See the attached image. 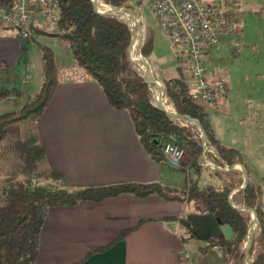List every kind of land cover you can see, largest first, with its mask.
<instances>
[{
    "label": "crops",
    "instance_id": "obj_1",
    "mask_svg": "<svg viewBox=\"0 0 264 264\" xmlns=\"http://www.w3.org/2000/svg\"><path fill=\"white\" fill-rule=\"evenodd\" d=\"M129 10L137 12L136 17L128 16L138 23L142 40L155 32L162 35L150 11L146 15L142 8ZM238 11L234 35L205 59L208 82L222 84L226 93L224 100L206 106L207 119L214 118V124L209 123L215 141L239 154L233 160L247 170L248 182L258 194L256 203L264 212V24H251L247 21L251 13ZM27 42L15 31L0 27V70L21 71ZM168 60L175 62L174 76L163 73V64L145 59L162 87L164 80L176 76L178 61ZM28 126L31 135L23 132ZM213 174L225 183L231 175L237 186L231 191L234 195L246 187L245 175L239 171ZM166 177L164 168L142 148L128 114L112 110L100 88L75 64L58 71L57 87L43 113L11 126L0 143V206L9 193H33L28 192L31 185L35 192H56L124 183L163 184ZM241 207L239 203L237 208ZM185 215L184 204L165 202L157 195L139 199L122 194L100 203L51 209L34 264H185L190 258L186 245L194 240L187 239L177 222L168 221ZM126 231L131 232L112 243ZM108 245L85 259L90 249ZM203 251L208 249L204 246Z\"/></svg>",
    "mask_w": 264,
    "mask_h": 264
},
{
    "label": "trees",
    "instance_id": "obj_2",
    "mask_svg": "<svg viewBox=\"0 0 264 264\" xmlns=\"http://www.w3.org/2000/svg\"><path fill=\"white\" fill-rule=\"evenodd\" d=\"M12 1L0 0V11H8ZM56 1L59 5L56 33L36 30L37 36L54 38L68 44L76 65L84 70L100 88L110 108L128 114L142 148L154 163L170 170L159 148L162 143L171 141L186 148L185 159H187L188 172L196 178L199 177L202 171L198 162L201 149L194 139V134L190 129L179 127L152 105L147 85L129 64L127 50L130 45V33L128 27L119 18H105L97 15L88 0ZM100 1L104 5L117 8L128 4L142 8L144 3V0ZM152 47V35L148 34L140 48V54L144 59L149 58ZM42 54L44 77L42 88L39 94L25 104L19 112L0 116V143L11 126L25 122L29 118L39 117L53 98L57 87L56 67L47 50L43 49ZM176 59L178 61L176 76L163 81L164 96L167 102L179 116L196 119L201 123L206 140L214 145L223 161L229 162L239 158L236 151L226 149L215 141L207 119V105L191 101L188 67L179 57ZM185 70L188 76L185 75ZM7 94L6 91H0V99L6 98ZM171 171L174 172L173 169ZM228 181L229 183H223L222 189L211 190L209 194H204L199 189L197 181L189 179L180 198L174 195V189L161 183H124L76 187L69 191L9 193L0 206V264L35 263L39 236L51 209L74 208L81 203H100L122 194H130L139 199L157 195L165 202L184 204L188 215L212 216L214 219H219L223 225L230 227L234 237L230 241H225L223 237L212 238L207 241L206 247L209 248L210 245L219 247L228 264H240L241 242L247 232L249 219L247 215L229 206L227 196L237 186L235 181ZM257 195L252 184L247 182L246 187L234 196L238 197L241 206L247 209L256 206L258 224L256 250L252 264H264V212L260 202L256 203ZM186 217L168 219V221L177 222L190 234V239L198 240L193 236ZM141 224L144 222L139 225ZM130 232L118 234L112 243L123 240ZM110 245L90 249L85 259L104 251Z\"/></svg>",
    "mask_w": 264,
    "mask_h": 264
},
{
    "label": "built area",
    "instance_id": "obj_3",
    "mask_svg": "<svg viewBox=\"0 0 264 264\" xmlns=\"http://www.w3.org/2000/svg\"><path fill=\"white\" fill-rule=\"evenodd\" d=\"M145 3L162 35L183 55V63L188 67L191 81V101L213 105L224 100L225 87L222 84L212 86L208 82L205 59L211 52L219 51L222 43L234 35L238 22L234 15L235 3L224 0L211 3L199 0H145ZM58 21L59 5L56 0H13L8 11H0V27L15 31L20 40L25 42L38 38L36 30L55 34ZM167 118L179 127L196 131L193 133L201 149L198 161L201 169L221 175L233 171H239L243 175L247 173L239 160L223 161L214 145L208 143L205 133H199L196 125L173 117ZM159 149L169 167L180 168L186 155L184 148L166 141ZM233 195L234 192H230L227 196L229 206L248 215L250 219L247 225H249L252 223V214L248 210L252 208L241 210L235 207L232 204ZM256 237L257 227L254 238L247 245L246 238L243 239L241 264H252ZM183 258L188 259V256L185 254ZM246 259L249 262H245Z\"/></svg>",
    "mask_w": 264,
    "mask_h": 264
},
{
    "label": "rangeland",
    "instance_id": "obj_4",
    "mask_svg": "<svg viewBox=\"0 0 264 264\" xmlns=\"http://www.w3.org/2000/svg\"><path fill=\"white\" fill-rule=\"evenodd\" d=\"M199 1L205 2V3H211V2H215L219 0H199ZM224 1L235 3L236 8L234 10L235 11L234 15L237 21H239L238 20V14H239L238 10L240 8L244 10L247 14L251 13L247 17L248 22H252L251 24H255V25L264 24V12H263L264 11V0H224ZM142 10L144 14L146 15L149 13V9L146 3L142 7ZM260 11L261 13H259ZM133 13L136 16L137 12L133 11ZM128 19L130 18L128 17L127 20ZM255 34L256 33L254 32L251 33L252 36H254ZM145 39L146 37H144L142 41H145ZM152 40H153V47L149 55V59H151L152 62L154 60V62H157V64H163L164 65L162 67L163 73L165 74L168 73L166 76H174L175 62L174 60L169 61L168 59H176L177 57H179V59L182 60L183 62V59H182L183 55L176 52V49L165 39V37L162 35L156 34V32L154 33V35H152ZM32 41L34 40H31V42ZM28 43L30 44L29 46H27L29 50L26 53L22 54L23 61L21 62V65H20L21 71L18 72L17 69L16 70L15 69L14 70H8V69L0 70V91H6L8 93L6 98L0 99L1 101L0 102V116L19 112L25 104H27L30 100L34 99L39 94L42 88V85H43V80H44L43 60H42V57H43L42 50L43 49L47 50L50 53L53 59L54 65L56 67V73H58V71L60 73L62 70L68 69L72 67V65L74 64L76 65L73 59L72 53L69 49V46L66 42H62L57 39L46 37V36H41L38 38V40L34 44L27 42V44ZM7 59H10V58L8 57ZM138 59L140 58L138 57ZM142 59L144 58L142 57ZM76 67L80 69L77 65ZM149 69L154 74L153 70L151 68ZM80 71L84 73V75H87L84 70L80 69ZM165 74H163L164 78H166ZM185 75L188 76L187 70H185ZM156 79L160 84L159 87L157 85V89H159L160 95L162 91L161 98L163 102L165 103L167 107L172 108L171 104L167 102L164 96V89L161 85V82L159 81L157 77ZM155 86H156V82H155ZM150 96L153 101L152 92ZM209 120L211 121L212 124H214V118L212 116H210ZM31 129H32L31 126L24 127L23 132L25 133V135H28V134L31 135V132H30ZM193 132L195 133L196 131L193 130ZM194 139H195V134H194ZM184 150H186V148H184ZM41 167L42 166H40V168ZM168 168H170V170L164 168V172L166 173L167 177L162 181L163 182L162 185L169 187L171 189H174L175 190L174 195L179 198L182 196L183 189L189 179H192L193 181H197L199 189L204 194H209L211 190L222 189L223 183H225L221 177H217V175L213 173L211 174V173H207L204 171H201L200 176L197 178L192 176V173L188 172L187 159H184V161L181 163L180 168L178 169L171 168L169 166ZM171 169H173L174 172H172ZM45 172L47 175H50L47 170ZM231 179L232 178H229L227 180L231 181ZM232 181H235V180H232ZM238 183H239V188H240V185L242 184V182L239 181ZM30 187L31 188L29 189L28 192H35V190H37L35 188V185H31ZM239 203H240L239 198L234 196L232 198V204L235 207H239ZM187 215H188V212L186 210L185 216ZM248 219H250L249 216H248ZM248 223H249V220H248ZM185 233L186 235L190 237V234H188L186 230H185ZM189 237L187 239H190ZM243 239H244V236L241 242V252H243ZM206 244L207 242L194 240L193 244L186 245V251L190 258L188 262H185V264H228L224 258L222 250L219 247H218L219 248L218 250H211L212 248L206 247L207 246ZM204 246L206 247V249H208L207 253H204L203 251ZM210 246L212 247L213 245H210ZM242 258H243V255H242ZM242 258L240 260V264H241Z\"/></svg>",
    "mask_w": 264,
    "mask_h": 264
},
{
    "label": "water",
    "instance_id": "obj_5",
    "mask_svg": "<svg viewBox=\"0 0 264 264\" xmlns=\"http://www.w3.org/2000/svg\"><path fill=\"white\" fill-rule=\"evenodd\" d=\"M90 2V4L93 7L94 12L102 17L105 18H117L120 17L126 13H128L130 10L129 9H138L140 10L139 7L132 5V4H128L126 6H122V7H112V6H107L104 5L103 3H101L102 7H96L94 5V3L92 2V0H88ZM96 10H101V11H105V12H111L113 13V16L111 17H107L104 16L102 14H99L96 12ZM138 28V23L136 22V25H134V27L132 29L128 28L130 36H129V44H130V37H131V33L133 31H135ZM141 47H142V43H141ZM129 48V45H128ZM128 52V61H129V50H127ZM144 60V59H143ZM130 64V61H129ZM144 67H149L152 69L151 65L147 62V61H143L141 63ZM131 66V64H130ZM132 68V67H131ZM132 70L143 80V82L147 85L148 87V91H149V100L152 103V105L164 116L166 117H173L176 118L178 120H183L186 121L192 125H196L198 128L199 133H204V129L201 125V123L196 120V119H192V118H185V117H181L178 114L175 113V111L167 109L166 107H161L159 105H157L156 103H154L151 99V91H152V86L150 85V83L146 82L145 79L143 77H141L133 68ZM153 70V69H152ZM169 110V111H168ZM165 112H170L168 115ZM248 182V175L245 172V184H247ZM235 211H238L236 209H233ZM253 215L256 219V222L258 224L257 221V216H256V206H254L253 208V213L251 215L252 220H253ZM186 220L189 222L190 226H191V231L194 237H196L199 241H203V242H207L209 240H211L212 238H220L223 237V239L225 241H230L233 239L234 234L232 232V230L230 229L229 226L223 225L222 222L219 219H214L212 216H204V217H199V216H195V215H188L186 217ZM256 224V227H257ZM250 225H247V232L246 234H244V238L248 237V232H249V228ZM246 255V253L244 254Z\"/></svg>",
    "mask_w": 264,
    "mask_h": 264
},
{
    "label": "bare ground",
    "instance_id": "obj_6",
    "mask_svg": "<svg viewBox=\"0 0 264 264\" xmlns=\"http://www.w3.org/2000/svg\"><path fill=\"white\" fill-rule=\"evenodd\" d=\"M92 2L94 3V5L98 8V7H102L101 5V1L100 0H92ZM97 13L102 14L104 16L107 17H111L113 16V13L111 12H105V11H101V10H96ZM133 11H130L129 13H127V15H122L119 18L120 20H122L123 22H125L128 27H130V29H132L134 27V25H136V21H133V18L129 17L128 15L134 16L133 15ZM130 18L127 20V18ZM136 17V16H135ZM135 19V18H134ZM137 20V19H136ZM138 30V28L136 29ZM141 42H142V34L141 32H138L135 34V31H133L131 33V40H130V45H129V61L131 64V67L141 76L145 79L146 82L150 83V85L152 86V98H153V102L156 103L157 105L161 106V107H165V103L163 102L161 95H162V91H161V95L159 94V89H157V85L158 87L160 86L159 82L157 81L156 77L154 76V74L152 73V71L148 68V67H144L141 63L143 62V59L140 58V47H141ZM138 57L140 59H138ZM155 82H156V86H155ZM161 90V88H160ZM168 109V108H167ZM169 111V110H168ZM167 115L170 112H165ZM203 141V138H202ZM206 145V144H205ZM241 210L243 208H240ZM251 214L253 213V209H249L248 210ZM256 219L253 215V220L252 223L250 225L249 228V232H248V237H246L245 239V244L247 245L250 240L252 238H254L255 236V228H256ZM245 262H249L248 259H246ZM248 264V263H246Z\"/></svg>",
    "mask_w": 264,
    "mask_h": 264
}]
</instances>
